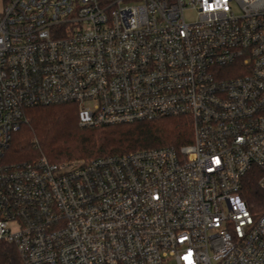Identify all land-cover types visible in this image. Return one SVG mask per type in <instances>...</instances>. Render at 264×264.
I'll list each match as a JSON object with an SVG mask.
<instances>
[{"label": "built area", "instance_id": "built-area-1", "mask_svg": "<svg viewBox=\"0 0 264 264\" xmlns=\"http://www.w3.org/2000/svg\"><path fill=\"white\" fill-rule=\"evenodd\" d=\"M0 1V242L25 264H264L244 194L252 170L264 194V0ZM66 103L81 127L188 116L193 140L8 163L26 110Z\"/></svg>", "mask_w": 264, "mask_h": 264}, {"label": "trees", "instance_id": "trees-1", "mask_svg": "<svg viewBox=\"0 0 264 264\" xmlns=\"http://www.w3.org/2000/svg\"><path fill=\"white\" fill-rule=\"evenodd\" d=\"M25 113L27 122L13 136L5 155L10 164L28 163L41 157L51 163L92 160L140 150L177 147L193 140V124L188 116L81 127L79 108L75 103L32 107ZM255 175L252 170L244 181V194L250 206L264 199ZM0 264L25 262L13 244L0 242Z\"/></svg>", "mask_w": 264, "mask_h": 264}, {"label": "rangeland", "instance_id": "rangeland-1", "mask_svg": "<svg viewBox=\"0 0 264 264\" xmlns=\"http://www.w3.org/2000/svg\"><path fill=\"white\" fill-rule=\"evenodd\" d=\"M2 9H3V5H2V2L0 1V12H2ZM186 15H187V20L191 21L193 19L192 12H187ZM74 161H87V160L86 159H76V160H71V161H66V162H74Z\"/></svg>", "mask_w": 264, "mask_h": 264}, {"label": "crops", "instance_id": "crops-1", "mask_svg": "<svg viewBox=\"0 0 264 264\" xmlns=\"http://www.w3.org/2000/svg\"><path fill=\"white\" fill-rule=\"evenodd\" d=\"M0 14H1V12H0Z\"/></svg>", "mask_w": 264, "mask_h": 264}]
</instances>
